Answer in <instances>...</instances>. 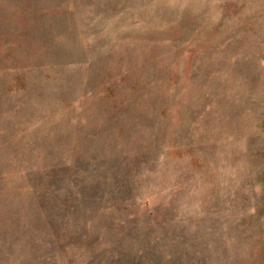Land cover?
Masks as SVG:
<instances>
[{
	"label": "rangeland",
	"instance_id": "1",
	"mask_svg": "<svg viewBox=\"0 0 264 264\" xmlns=\"http://www.w3.org/2000/svg\"><path fill=\"white\" fill-rule=\"evenodd\" d=\"M0 264H264V0H0Z\"/></svg>",
	"mask_w": 264,
	"mask_h": 264
}]
</instances>
